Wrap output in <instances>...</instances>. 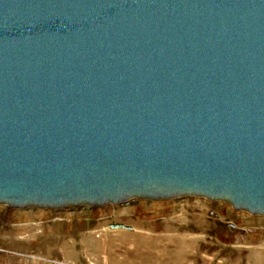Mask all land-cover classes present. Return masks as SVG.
Wrapping results in <instances>:
<instances>
[{
  "label": "water",
  "instance_id": "95a60500",
  "mask_svg": "<svg viewBox=\"0 0 264 264\" xmlns=\"http://www.w3.org/2000/svg\"><path fill=\"white\" fill-rule=\"evenodd\" d=\"M181 196L264 216V0H0V205Z\"/></svg>",
  "mask_w": 264,
  "mask_h": 264
},
{
  "label": "rangeland",
  "instance_id": "374dc122",
  "mask_svg": "<svg viewBox=\"0 0 264 264\" xmlns=\"http://www.w3.org/2000/svg\"><path fill=\"white\" fill-rule=\"evenodd\" d=\"M90 209H33L21 214L13 233L0 231V264H106L100 260L104 253L108 264H264V216L234 213L222 201L185 196L167 205H145L144 212H153L145 219L137 217L133 206L117 209L106 219H97ZM69 216L76 224L96 218L101 229L110 220L135 223L128 226L136 233L111 231L105 249H92L93 243L106 238L105 232L97 229L85 237L81 225L71 232L66 228ZM38 219L60 223L56 233L46 235ZM122 255L128 260L117 263Z\"/></svg>",
  "mask_w": 264,
  "mask_h": 264
},
{
  "label": "crops",
  "instance_id": "0c3cea01",
  "mask_svg": "<svg viewBox=\"0 0 264 264\" xmlns=\"http://www.w3.org/2000/svg\"><path fill=\"white\" fill-rule=\"evenodd\" d=\"M0 209H1V213H0V231L4 232L5 234L7 233H13L14 232V228L17 226L18 222L21 220V214H24L26 216V214H31L30 213V210H33V209H29V210H17V211H12L11 209H9L8 207L4 206V205H0ZM5 207V208H3ZM101 208V206H95V207H89V208ZM78 208V207H77ZM90 209L91 213L93 211H96L97 209ZM36 210V209H34ZM124 210V209H123ZM51 212V211H49ZM20 213V214H19ZM19 214V215H18ZM97 219H99L98 217H96ZM94 219L95 221H91L89 220L88 222H81L79 224H76V222L74 221L73 217L71 218L69 216L68 219H66V228L69 229V231H73L74 228L76 227H79L81 225L82 227V230H85L86 231V235L85 237H88L89 233H93L94 231H96L97 229H100L101 231L105 232V235L106 238L103 239L102 241H100V244L99 243H93L92 244V249L96 248V247H100L101 246V250H102V247H104V249L106 248V244H107V239H108V234L113 231V232H119V233H125V234H134L136 233V231H134L136 228L135 227H131V228H128V229H122V228H116V229H113V228H110L109 225L110 223L112 222H121V223H124L126 225H131V224H135V223H128V222H124V221H120V220H110L107 222V227L106 228H100V225L102 222L98 221L97 219ZM101 219V218H100ZM37 221L40 222V224L42 225V227L45 226V234L46 235H54L57 230V226H59L58 224L60 223H57V221H53V219H51V221L48 219V221H44L43 219H38ZM139 221V220H137ZM53 222V223H51ZM139 222H148V221H139ZM15 225V226H14ZM133 226V225H132ZM138 228V227H137ZM108 229L110 231H108ZM140 228H138L139 230ZM98 235V233H97ZM104 235V236H105ZM85 248H87V245L85 244ZM91 257L93 256L92 254L90 255ZM97 260H99V258H96ZM120 259L121 261H117V263H123L125 262L126 260H128V256H120ZM102 262L106 261V264H108V260H109V257L104 253L100 259ZM110 263V262H109Z\"/></svg>",
  "mask_w": 264,
  "mask_h": 264
},
{
  "label": "flooded vegetation",
  "instance_id": "af4514ba",
  "mask_svg": "<svg viewBox=\"0 0 264 264\" xmlns=\"http://www.w3.org/2000/svg\"><path fill=\"white\" fill-rule=\"evenodd\" d=\"M178 198L179 197L168 198L166 200H159V201L146 199V198H134V199H131L128 202H125V203H120V204H113L112 203V204H107V205L101 206V208L100 207L99 208H93V209H97V210L93 211L92 213L95 214L96 216H98V218L106 219V218L114 217L115 216L114 213L116 212L117 209H120V208L125 207V206H133L134 210L137 213V214L136 213L135 214L137 215L138 218H140V219L151 218V216L153 215V212H148V213L144 212L142 210L143 206H145V205H147V206H151V205H154V206L167 205V204L174 203ZM223 203H225L228 207H230V209L234 213H238V212L242 211V210H236L232 205H230L227 202H223ZM243 212H246V211H243ZM251 215H253V214H251ZM231 226L235 227L234 224H231Z\"/></svg>",
  "mask_w": 264,
  "mask_h": 264
},
{
  "label": "bare ground",
  "instance_id": "6f19581e",
  "mask_svg": "<svg viewBox=\"0 0 264 264\" xmlns=\"http://www.w3.org/2000/svg\"><path fill=\"white\" fill-rule=\"evenodd\" d=\"M181 197H185V196H181ZM180 198V197H179ZM81 207H85V206H81ZM81 207H79V208H81ZM29 209H37V208H29ZM29 209H24V210H29ZM70 209V208H69ZM75 209H77V207H75ZM39 210H41V209H39ZM48 210H50V209H48ZM66 210H68V209H66ZM123 210V209H122ZM124 229H128V228H124Z\"/></svg>",
  "mask_w": 264,
  "mask_h": 264
},
{
  "label": "built area",
  "instance_id": "2783aa9c",
  "mask_svg": "<svg viewBox=\"0 0 264 264\" xmlns=\"http://www.w3.org/2000/svg\"><path fill=\"white\" fill-rule=\"evenodd\" d=\"M21 252H19V254H20ZM22 255H25V257L27 256V257H29L30 258V256H28L27 254H24V253H21ZM66 264H73L72 262H67Z\"/></svg>",
  "mask_w": 264,
  "mask_h": 264
}]
</instances>
